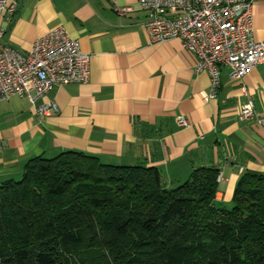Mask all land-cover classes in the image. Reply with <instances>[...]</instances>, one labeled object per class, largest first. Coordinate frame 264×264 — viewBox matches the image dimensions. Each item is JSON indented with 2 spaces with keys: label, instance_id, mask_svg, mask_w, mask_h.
Segmentation results:
<instances>
[{
  "label": "crops",
  "instance_id": "crops-1",
  "mask_svg": "<svg viewBox=\"0 0 264 264\" xmlns=\"http://www.w3.org/2000/svg\"><path fill=\"white\" fill-rule=\"evenodd\" d=\"M0 14V43L27 53L50 29L63 26L89 56L85 84L56 86L34 103L12 95L0 101V184L18 180L27 161L75 150L114 165L155 166L162 183L185 181L199 167L221 174L215 202L230 205L244 173H264V63L241 80L220 68L216 96H208L207 71L196 73L195 54L179 39L151 45L147 11L136 0H13ZM124 6L132 12L119 14ZM256 40L264 41V0L252 7ZM246 89V92H244ZM251 98L255 118H239ZM54 100L58 112L40 116L36 107ZM182 116L189 127H179Z\"/></svg>",
  "mask_w": 264,
  "mask_h": 264
},
{
  "label": "trees",
  "instance_id": "trees-1",
  "mask_svg": "<svg viewBox=\"0 0 264 264\" xmlns=\"http://www.w3.org/2000/svg\"><path fill=\"white\" fill-rule=\"evenodd\" d=\"M218 174L166 187L155 166L31 158L0 184V264H264V173L242 174L228 206Z\"/></svg>",
  "mask_w": 264,
  "mask_h": 264
},
{
  "label": "built area",
  "instance_id": "built-area-1",
  "mask_svg": "<svg viewBox=\"0 0 264 264\" xmlns=\"http://www.w3.org/2000/svg\"><path fill=\"white\" fill-rule=\"evenodd\" d=\"M136 1L139 9L149 14L144 27L150 44L179 39L182 48L197 57L194 71H207L210 98L218 91L221 67L227 68L231 79L241 80L250 68L264 63V41L254 38L251 25L256 0ZM15 10V1L0 0V14L8 20ZM132 11L130 6L117 10L122 15ZM89 78V56L80 51L77 40L63 26L38 37L27 53L0 43V101L18 95L34 103L56 86L85 84ZM58 110L54 100L36 107L40 116ZM239 118L242 121L255 118L251 98L242 105ZM256 122L264 127V118H256ZM177 125L189 127L190 123L178 116ZM217 180H221V174Z\"/></svg>",
  "mask_w": 264,
  "mask_h": 264
}]
</instances>
